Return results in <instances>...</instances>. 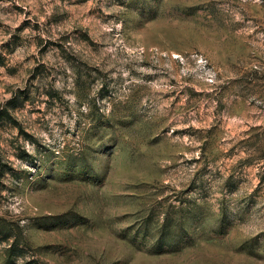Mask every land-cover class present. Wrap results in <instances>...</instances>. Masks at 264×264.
<instances>
[{
  "label": "rangeland",
  "instance_id": "374dc122",
  "mask_svg": "<svg viewBox=\"0 0 264 264\" xmlns=\"http://www.w3.org/2000/svg\"><path fill=\"white\" fill-rule=\"evenodd\" d=\"M21 91L0 264H264V0H0Z\"/></svg>",
  "mask_w": 264,
  "mask_h": 264
},
{
  "label": "trees",
  "instance_id": "16d2710c",
  "mask_svg": "<svg viewBox=\"0 0 264 264\" xmlns=\"http://www.w3.org/2000/svg\"><path fill=\"white\" fill-rule=\"evenodd\" d=\"M25 95V96H22ZM29 99L27 97L26 94H24V92H18L17 94L13 95V97H11V99H9V101H7L6 105L4 107H2L0 109V121H4V122H9L11 124H15V120L13 119L12 116V111L14 110V108L18 107L19 105L24 104L25 102H27ZM5 240H7V237H4ZM13 245L11 244L8 247V256L11 255V252L13 250Z\"/></svg>",
  "mask_w": 264,
  "mask_h": 264
}]
</instances>
